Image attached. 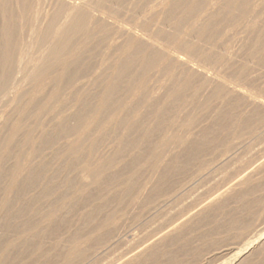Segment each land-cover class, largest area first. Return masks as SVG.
<instances>
[{"label":"rangeland","instance_id":"rangeland-1","mask_svg":"<svg viewBox=\"0 0 264 264\" xmlns=\"http://www.w3.org/2000/svg\"><path fill=\"white\" fill-rule=\"evenodd\" d=\"M0 1V43L5 30L14 32L11 44H0V264H226L242 252L246 258L233 264H264V107L223 86H242L264 103V0H219L207 13L211 0H166L163 10L160 0H109L102 4L108 18L94 12L97 20L66 37V67L56 60L21 81L14 101L6 67L28 38L40 64L71 1ZM187 28L192 38L184 40L200 39L194 47L178 44ZM127 29L155 33L182 56L193 51L195 68L226 83L163 58L151 69L155 53L141 43L128 47ZM6 53L15 58L6 61ZM254 239L257 246L246 247Z\"/></svg>","mask_w":264,"mask_h":264},{"label":"bare ground","instance_id":"bare-ground-1","mask_svg":"<svg viewBox=\"0 0 264 264\" xmlns=\"http://www.w3.org/2000/svg\"><path fill=\"white\" fill-rule=\"evenodd\" d=\"M7 1V0H6ZM11 1V0H10ZM18 1V0H17ZM26 1V0H25ZM24 1V2H25ZM31 1V0H30ZM52 1V0H51ZM61 1V0H60ZM66 1H68V0H66ZM69 1H71V2H68L67 3V7H65L64 8V12H63V14H65V16H63L62 14V19H63V21L65 22V24H64V22H63V26H62V24L60 23V26L58 25V23H57V28H56V30H55V32H54V34L52 35V33H49V35L51 34L52 36H51V38L48 36V33H47V37L46 38H48V39H51L50 41H51V44L50 45H52V44H54L53 46L55 47H53V46H51L50 48H53L51 51L49 50V52H45L44 53V50H45V48H44V50L43 51H39V50H37V51H39V54H38V56H39V61H41V62H39L40 64H38V63H36L35 61V57L34 58H32V55L34 54V53H30V45H31V38H28V40L26 39V45H25V48L22 50L23 52H20L21 53V56H19V58L17 57L18 56V54L16 55L14 52L16 51V52H18V49H19V47H18V45L17 44H14V42H16L15 40H14V42H13V44L14 45H17V47H18V49L17 50H13L12 51V53H14L15 54V56L18 58V64L16 63V60H14L15 61V66H12V64H11V67H8L7 65V67H6V72L7 73H3V74H6V76H7V78H8V83H7V86H6V95H8L9 97H10V99H11V101H14L17 97H16V95H17V93H16V91H18V89H17V87H19L20 86V82L21 81H23V80H27L30 76H34V74H36L35 72H39L40 71V73L39 74H41V71H43L44 72V68L46 67V66H50L51 64H53V63H57L56 62V60H59V62H61V66H63V68L64 67H66V65H67V59H66V56H65V54L67 55V53H65L64 52V49H65V45H66V43H67V41H66V37L67 36H69L71 33L70 32H72V31H74V34H75V29L76 30H85V28L87 27V24L89 23V22H91V20L93 21V19H95V20H97L95 17V14H94V12H99L100 13V15L102 14H104V17H106L107 15L106 14H108V12L107 11H105L106 9H104L103 7H102V4L104 3L105 4V2H108L109 0H78L79 2H75V0L73 1V0H69ZM93 1H95V3H92ZM168 1V0H167ZM192 1V0H191ZM218 1L219 0H211V2L208 4L209 6L208 7H205V10L204 11H206V9L208 8L209 10H210V8H212V10H213V7L214 6H217L218 4H216V3H218ZM231 1V0H230ZM233 1V0H232ZM255 1V0H254ZM15 2V1H14ZM19 2V1H18ZM170 2V1H169ZM179 2V1H178ZM206 2H208V0H206ZM219 2H221V1H219ZM222 2L224 3H227L228 1H226V0H222ZM221 2V3H222ZM2 3H5V2H2ZM15 3H17V2H15ZM14 3V4H15ZM22 3V2H21ZM25 3H27V1L25 2ZM48 3V2H47ZM52 3V2H51ZM65 3V2H64ZM114 3V2H113ZM167 2H166V0H160L159 2H158V4H157V2H156V4H157V6H158V8L160 9V8H162L163 6H164V4H166ZM221 3H220V6H222L221 5ZM222 3V4H223ZM224 3V4H225ZM0 4H1V1H0ZM58 4V3H57ZM116 4V3H115ZM198 4V3H197ZM202 4V3H201ZM206 4V3H205ZM216 4V5H215ZM230 4H231V2H230ZM17 5V4H16ZM22 5V4H21ZM25 6H27L26 4H24ZM32 5V4H31ZM111 5V4H110ZM190 5V4H189ZM196 5V4H195ZM233 5V4H232ZM231 5V6H232ZM235 5V4H234ZM263 5V4H262ZM13 6V5H12ZM18 6H20V5H18ZM24 6V7H25ZM33 6V5H32ZM43 6V5H42ZM59 6H61V5H59ZM123 6V5H122ZM153 6V5H152ZM167 6V5H166ZM188 6V5H187ZM197 6V5H196ZM206 6H207V4H206ZM219 6V5H218ZM228 6H230V5H228ZM9 7V6H8ZM21 7H23V6H21ZM23 7V8H24ZM28 7H30V6H28ZM155 7V6H154ZM172 7V6H171ZM201 7V6H200ZM204 7V6H203ZM224 7V6H223ZM238 7V6H237ZM26 8V7H25ZM24 8V9H25ZM57 8V7H56ZM121 8V7H120ZM214 8H216V7H214ZM220 8V7H219ZM232 8V7H231ZM234 8V7H233ZM3 9H4V7H3ZM9 9H11V7L9 8ZM30 9V8H29ZM159 9H157V11L159 10ZM164 8H162V9H160V10H163ZM204 9V8H203ZM202 9V10H203ZM207 9V10H208ZM227 9V8H226ZM8 10V9H7ZM12 10H13V8H12ZM16 10V9H15ZM19 10V9H18ZM26 10H27V8H26ZM66 10V11H65ZM182 10V9H181ZM186 10V9H185ZM194 10V9H193ZM198 10H200V11H202L201 10V8L199 9V6H198V9H197V11ZM211 10V11H212ZM216 10H218V7L216 8ZM264 10V9H263ZM6 11V10H5ZM22 11V10H21ZM24 12H28V11H25V10H23ZM38 11V10H37ZM169 11V10H168ZM213 11H215V10H213ZM237 11V10H236ZM8 12V11H7ZM16 12V11H15ZM32 12V11H31ZM52 12V11H51ZM66 12V13H65ZM110 12H111V10H110ZM116 12V11H115ZM183 12H184V10H183ZM187 12H189V11H187ZM196 12V11H195ZM195 12H194V14H195ZM226 13H227V11H225ZM127 13V12H126ZM161 13V12H160ZM191 13V12H190ZM193 13V12H192ZM202 13H203V11H202ZM202 13H200L201 15H202ZM206 13H207V11H206ZM205 12L203 13V14H206ZM209 13H211L210 11H209ZM208 13V14H209ZM223 13V12H222ZM5 14V13H4ZM21 14V13H20ZM25 14V13H24ZM31 13L29 12V15H30ZM41 14V13H40ZM97 14V13H96ZM110 14V13H109ZM152 14V13H151ZM173 14V13H172ZM207 14V15H208ZM212 14V13H211ZM210 14V15H211ZM232 14V13H231ZM1 15V14H0ZM9 16H10V14H8ZM28 15V16H29ZM110 15H112V14H110ZM109 15V16H110ZM160 15V14H159ZM168 15V14H167ZM196 15H197V13H196ZM199 15V14H198ZM207 15H204V16H206V17H208ZM209 15V16H210ZM234 15V14H233ZM25 16H26V14H25ZM24 16V17H25ZM32 16H35V14L34 15H32ZM39 16V15H38ZM97 16H98V14H97ZM115 16V15H114ZM155 16V15H154ZM158 16V15H157ZM156 16V17H157ZM221 16V15H220ZM231 16V15H230ZM22 19H23V17L22 16H20ZM44 18H45V16H43ZM48 17V16H47ZM59 17V16H58ZM166 17V16H165ZM199 17V19L202 21V20H204V17H203V19H201L202 18V16H201V18H200V15L198 16ZM235 17V16H234ZM6 18V17H5ZM9 18V17H8ZM18 18V17H17ZM27 18V17H26ZM52 18V17H51ZM61 18V17H60ZM98 18V17H97ZM106 18H108V17H106ZM105 18V19H106ZM193 18H194V15H193ZM210 18V17H209ZM208 18V19H209ZM260 18V17H259ZM9 19H12V18H9ZM14 19V18H13ZM20 19V18H19ZM28 19V21H31V20H29V18H27ZM48 19V18H47ZM47 19H43V22H44V20H47ZM56 19H57V17H56ZM99 19V18H98ZM111 19L113 20V16L111 17ZM158 19V18H157ZM162 19V18H161ZM198 18L195 20V21H198L199 20ZM207 19V20H208ZM250 19V18H249ZM264 19V18H263ZM7 20V19H6ZM24 20V23H26L27 25H30V23L28 24L27 23V20L26 19H23ZM25 20H26V22H25ZM36 20H38V19H36ZM41 20H42V17H41ZM59 20V19H58ZM101 20V19H100ZM160 20V19H159ZM168 20V19H167ZM179 20H180V18H179ZM199 20V21H200ZM8 22H9V24H8V22H6L9 26H10V21L9 20H7ZM12 21V20H11ZM20 21V20H19ZM47 21H49V20H47ZM45 22V23H47L46 25H48V23L49 22ZM50 21H51V19H50ZM103 21V20H102ZM163 21V20H162ZM181 21V20H180ZM214 21V20H213ZM227 21V20H226ZM261 21V20H260ZM21 22V21H20ZM39 22H40V20H39ZM43 22H41L42 24H43ZM97 22V21H96ZM211 22V21H210ZM216 22V21H215ZM262 22V21H261ZM19 23V22H18ZM34 23H35V21H34ZM52 23V22H51ZM115 23V22H114ZM126 23H127V21H126ZM141 23H144V22H141ZM177 24L178 23H180V22H176ZM202 23H203V21H202ZM202 23H200V24H202ZM231 23V22H230ZM257 23V22H256ZM3 24V23H2ZM6 24V25H7ZM13 24V23H12ZM95 24V23H94ZM112 24V23H111ZM118 24V23H117ZM134 24V23H133ZM199 24V23H198ZM6 25H5V27H6ZM32 25V24H31ZM35 25H36V23H35ZM45 25V26H46ZM52 25V24H51ZM54 25V24H53ZM89 26H90V23L88 24ZM113 25V24H112ZM155 25H156V23H155ZM179 25V24H178ZM195 25V24H194ZM205 25V24H204ZM225 25V24H224ZM14 26V25H13ZM22 26H23V22H22ZM26 26V25H25ZM34 26V25H33ZM40 26H41V24H40ZM56 26V24L54 25V27ZM134 26H136V24L134 25ZM144 26V25H143ZM157 26V25H156ZM12 27V26H11ZM10 27V28H11ZM31 27V26H30ZM42 27V26H41ZM48 27H49V25H48ZM53 27V26H52ZM53 27V28H54ZM93 27V26H92ZM96 27V26H95ZM98 27V26H97ZM99 27H102V25H100ZM112 27V26H111ZM115 27V26H114ZM142 27V26H141ZM141 27H139V32H141L140 31V28ZM176 27H178L177 25H176ZM230 27V26H229ZM2 28H3V26H2ZM1 28V29H2ZM6 28H8V27H6ZM10 28H8V29H10ZM43 28V27H42ZM134 28V27H133ZM143 28V27H142ZM153 28V27H152ZM161 28V27H160ZM163 28V27H162ZM175 28V27H174ZM179 28V27H178ZM183 28V27H182ZM182 28L180 29V30H182ZM201 28V27H200ZM209 28V27H208ZM13 29V28H12ZM21 29H23V28H21ZM123 29V28H122ZM130 29H132V28H130ZM135 29V28H134ZM146 29V28H145ZM204 29H206V28H204ZM203 29V30H204ZM3 30V29H2ZM38 30V29H37ZM100 30V29H99ZM133 30V29H132ZM132 30H126V37H127V42H128V40L130 41L129 42V46L128 47H130L131 45H133V44H137V43H141V44H143V45H145L146 46V48H148V49H150V51L152 52L153 51V53H155L152 57H153V60L149 63V66L151 67V69H155V67H156V65H157V67H158V65L159 64H157V63H159V61L163 58V60L165 59V60H167V61H169V62H171L172 64H175V65H177L178 67H181V68H183L186 72H188V74H192V75H197V76H199V77H201L203 80H205V81H213V83L215 82H217V83H221V84H224V83H226V82H223V78L222 77H220L221 75H219V74H213L214 73V71H213V73L212 74H208L207 72H205V68H204V66L202 67V68H204V69H199L200 67H194L195 65L192 63V61H190V60H192V58L189 60L188 59V57L189 56H192V57H195V55H193L194 54V52L193 51H191L190 53H192L193 52V54L191 55L190 53L189 54H187L186 53V51H187V48H186V45H184V47L182 46V47H180V48H186V51L184 52V54L186 53L187 54V56L186 55H184L183 54V50L181 51V53L184 55V56H182V55H180V54H177V51H176V53H174V52H172L173 50H169V48H170V46L167 48L166 47V45H169V44H164L163 42H161V40H159V38L157 37V36H153V35H145L144 34V31H143V34H140V33H138L137 31L135 32V31H132ZM150 30V29H149ZM177 30V29H176ZM186 30H189L188 28L187 29H185V32L184 33H182L181 35H183V36H179L178 38V40H176V42L178 41V44L181 42V41H188L187 39L186 40H184L188 35H189V31L187 32ZM193 30V29H192ZM200 30H202V29H200ZM13 31V30H12ZM18 31V30H17ZM47 31H48V29H47ZM52 31H54V30H52ZM51 31V32H52ZM151 31V30H150ZM167 31V30H166ZM204 31H206V30H204ZM226 31V30H225ZM41 32V31H40ZM77 32H79V31H77ZM87 32V31H86ZM89 32V31H88ZM153 32V31H152ZM156 32V31H155ZM190 32H191V30H190ZM193 32V31H192ZM197 32V31H196ZM5 35H4V32L2 33V36L4 35L5 37H3L4 39H6V41L4 40V43L2 42L3 41V39L1 38V43H3V44H11V42L13 41V40H11V33H14V32H11V29L10 30H5ZM31 33V32H30ZM33 33V32H32ZM41 33H43V32H41ZM105 33V32H104ZM157 33V32H156ZM161 33V32H160ZM170 33V32H169ZM16 34V33H15ZM20 34H22V33H20ZM46 33H44L43 35H45ZM77 34V33H76ZM148 34H150V33H148ZM152 34V33H151ZM158 34V33H157ZM172 34V33H171ZM191 34H194V33H191ZM198 34V33H197ZM199 34H201V33H199ZM28 35V34H27ZM39 35H40V33H39ZM38 35V36H39ZM159 35V34H158ZM160 35H162V34H160ZM176 35V34H175ZM174 35V36H175ZM178 35H179V33H178ZM177 35V36H178ZM19 36V35H18ZM22 36H23V34H22ZM35 36V35H34ZM37 36V35H36ZM36 36H35V38H36ZM42 36V34L40 35V37ZM70 36H72V35H70ZM75 36V35H74ZM74 36H73V38H74ZM84 36H85V34H84ZM176 36V37H177ZM20 37H21V35H20ZM24 37V36H23ZM31 37H33V36H31ZM89 37V36H88ZM169 37V36H168ZM194 38H195V35L193 36ZM199 37V36H198ZM207 37V36H206ZM22 38V37H21ZM42 38H43V36H42ZM45 38V37H44ZM68 38V37H67ZM163 38V37H162ZM169 38H174L175 39V37H169ZM188 38H190V35H189V37ZM192 38V37H191ZM190 38V39H191ZM193 38V41L194 40H196L197 39V37L194 39ZM13 39V38H12ZM16 39V38H15ZM69 39V38H68ZM173 39V40H174ZM199 39V38H198ZM198 39H197V41H198ZM17 40V39H16ZM21 41L23 40V39H20ZM35 40V39H34ZM40 40V39H39ZM70 40V39H69ZM77 40V39H76ZM116 40V39H115ZM163 40H165V39H163ZM170 40H172V39H170ZM125 41V40H124ZM166 41V40H165ZM192 40H191V42H193ZM199 41H200V39H199ZM36 42V41H35ZM43 42V44L45 45L46 44V42L44 43V41H42ZM73 42V41H72ZM166 42H168V40L166 41ZM172 42H174V41H172ZM175 42V43H176ZM191 42L189 43V41H188V43L191 45ZM0 43V44H1ZM17 43V42H16ZM19 43V42H18ZM23 43V42H22ZM70 43V42H69ZM68 43V44H69ZM122 43V42H121ZM169 43V42H168ZM174 43V44H175ZM195 43V42H194ZM2 44V45H3ZM33 44V43H32ZM38 44H39V42H38ZM43 44H41V45H43ZM182 44H184V42L182 43ZM181 44V45H182ZM188 44V45H189ZM197 44V43H196ZM1 45V46H2ZM40 45V47H42ZM121 45V44H120ZM122 45H123V43H122ZM125 45V44H124ZM125 45V46H126ZM170 45H172V44H170ZM176 45V44H175ZM187 45V46H188ZM192 45H193V43H192ZM191 45V47H194V46H192ZM195 45V44H194ZM20 46V45H19ZM35 46V45H34ZM37 46V45H36ZM180 46V45H179ZM178 45L176 46V47H179ZM69 47V46H68ZM128 47H126V49L128 50ZM172 47H174V46H172ZM3 48V47H2ZM36 48V47H35ZM38 48V47H37ZM64 48V49H63ZM71 48V47H70ZM120 48H121V46H120ZM133 48V47H132ZM141 48V47H140ZM139 48V49H140ZM20 49H21V47H20ZM19 49V50H20ZM32 49L34 50V47L32 46ZM32 49H31V51H32ZM41 49V48H40ZM43 49V48H42ZM49 48H47V50H48ZM67 49V48H66ZM72 49V48H71ZM83 49V48H82ZM170 49H172V48H170ZM6 50H8V49H6ZM46 50V51H47ZM73 50V49H72ZM142 50V49H141ZM3 51V50H2ZM21 51V50H20ZM36 51V50H35ZM179 51V52H180ZM188 51H189V47H188ZM249 51V50H248ZM1 52V51H0ZM5 52H7L8 53V51H5ZM34 52V51H33ZM121 52V51H120ZM138 52V51H137ZM144 52V51H143ZM6 53V54H7ZM20 53H19V55H20ZM37 53V52H36ZM70 53V52H69ZM136 54V53H135ZM1 55H3V53L1 54ZM126 55V54H125ZM156 55V56H155ZM189 55V56H188ZM205 55H207V54H205ZM231 55V54H230ZM36 56V55H35ZM38 56H36V58L38 57ZM69 56V55H68ZM71 56H72V53H71ZM119 56V55H118ZM201 57L203 56V55H200ZM2 57V56H1ZM0 57V58H1ZM127 57V56H126ZM5 58H6V61H12V58H15L14 56H13V54H7V55H5ZM2 59L4 60V55H3V57H2ZM35 60V61H34ZM147 60V59H146ZM263 60V59H262ZM6 61H5V63H6ZM13 61V62H14ZM37 61H38V59H37ZM74 61V60H73ZM203 61V60H202ZM109 62V61H108ZM111 62V61H110ZM121 62V61H120ZM163 62V61H162ZM168 62V63H169ZM11 63V62H10ZM161 63V62H160ZM200 63H202V62H200ZM199 63V64H200ZM4 64V63H3ZM71 64V63H70ZM127 64V63H126ZM195 64H197V62H195ZM9 66H10V64H8ZM55 65V64H54ZM59 65V64H58ZM114 65V64H113ZM129 65V64H128ZM201 65H203V64H201ZM213 65V64H212ZM60 66V67H61ZM118 66V65H117ZM166 66V65H165ZM0 67H2V66H0ZM139 67V66H138ZM176 67V66H175ZM215 67H216V65H215ZM62 68V67H61ZM177 68V67H176ZM4 69V68H3ZM50 69V68H49ZM68 69V68H67ZM122 69V68H121ZM162 69H164L163 67H162ZM167 69H168V67H167ZM179 69V68H178ZM48 70V69H47ZM54 70V69H53ZM65 70V69H64ZM93 70V69H92ZM116 70V69H115ZM125 70V69H124ZM143 70V69H142ZM202 70H204V71H202ZM211 70V69H210ZM209 70V71H210ZM61 71H63V70H61ZM150 71V70H149ZM177 71V70H176ZM175 71V72H176ZM180 71V70H179ZM47 72V71H46ZM46 72H45V74H46ZM55 73V72H54ZM146 73H147V71H146ZM173 73V72H172ZM216 73V72H215ZM226 73V72H225ZM2 74V73H1ZM38 74V75H39ZM45 74H43V75H45ZM143 74V73H142ZM149 74V73H148ZM37 75V76H38ZM42 75V74H41ZM119 75V74H118ZM180 75V74H179ZM47 75H45V77H46ZM77 76V75H76ZM138 76V75H137ZM176 76V75H175ZM184 76V75H183ZM3 77V76H2ZM1 77V78H2ZM35 77V76H34ZM52 77V76H51ZM112 77V76H111ZM117 77H119V76H117ZM143 77H145V76H143ZM142 77V78H143ZM0 78V79H1ZM6 78V77H5ZM4 77L2 78V80L3 79H5ZM41 78V77H40ZM39 78V79H40ZM44 78V77H43ZM49 78V77H48ZM107 78V77H106ZM122 78V77H121ZM148 78V77H147ZM220 78H222L221 80H220ZM31 79V78H30ZM35 79V78H34ZM39 79H38V82H39ZM151 79V78H150ZM155 79V78H154ZM2 80H0V81H2ZM6 80V79H5ZM5 80H3L4 82H6ZM37 80V79H36ZM42 80V79H41ZM40 80V82H42ZM49 80V79H48ZM95 80V79H94ZM106 80V79H105ZM121 80V79H120ZM144 80V79H143ZM162 80V79H161ZM180 80V79H179ZM31 82H33L32 80H30ZM222 81V82H221ZM225 81H227L228 82V80H226L225 79ZM230 81V84L232 85V83L234 84V81H232V80H229ZM232 81V82H231ZM3 82V83H4ZM46 82V81H45ZM110 82V81H109ZM138 82V81H137ZM171 82V81H170ZM24 83V85H23V87L24 86H26V81L25 82H23ZM22 83V84H23ZM80 83V82H79ZM141 83V82H140ZM169 83V82H168ZM237 83V82H236ZM236 83H235V85H236ZM6 84V83H5ZM31 84V83H30ZM29 83H28V85H30ZM134 84H135V82H134ZM145 84V83H144ZM148 84V83H147ZM150 84V83H149ZM158 84V83H157ZM156 84V85H157ZM212 84V83H211ZM220 84V85H221ZM19 85V86H18ZM41 85V84H40ZM112 85V84H111ZM178 85V84H177ZM187 85V84H186ZM229 85V84H228ZM228 85H223L224 86V88H225V90L227 91V92H229V93H234V94H238V95H240V96H242L243 98H245L248 102H250V104L251 105H258V106H261V107H264V103H263V101L261 102V101H259V100H256V99H253L254 97H249V96H247L246 94H245V91H244V93L243 92H241V90H243L242 88H241V90H239L240 89V87H242V86H240L239 87V84L237 83V85H238V87H239V89H237L236 87H234V85L233 86H228ZM244 85V84H243ZM109 86V85H108ZM140 86V85H139ZM145 86V85H144ZM158 86H160V85H158ZM223 86L221 87L222 89H223ZM114 87V86H113ZM143 87V86H142ZM141 87V88H142ZM161 87V86H160ZM38 88V87H37ZM40 88V87H39ZM41 88H43L42 86H41ZM56 88V87H55ZM159 88V87H158ZM244 88V87H243ZM138 89V88H137ZM144 89V88H143ZM142 89V90H143ZM162 89V88H161ZM198 89V88H197ZM245 89V88H244ZM252 89V88H251ZM21 90H22V88H21ZM20 90V91H21ZM154 90V89H153ZM158 90L159 89H157V92H158ZM208 90V89H207ZM2 91V90H1ZM0 91V92H1ZM23 91V90H22ZM22 91H21V93H22ZM105 91V90H104ZM192 91V90H191ZM222 91H224V90H222ZM24 92V91H23ZM138 92V91H137ZM143 92V91H142ZM172 92V91H171ZM248 92V91H247ZM1 93H3V92H1ZM126 93V92H125ZM153 93H155V90H154V92ZM169 93V92H168ZM198 93V92H197ZM218 93V92H217ZM221 93V92H220ZM249 93V92H248ZM5 94V93H4ZM16 94V95H15ZM138 94V93H137ZM145 94V93H144ZM192 94V93H191ZM227 94V93H226ZM251 94H253V93H251L250 92V95ZM1 95V94H0ZM19 95V94H18ZM128 95V94H127ZM155 95V94H154ZM183 95V94H182ZM203 95V94H202ZM223 95H225V94H223ZM84 96V95H83ZM145 96V95H144ZM194 96V95H193ZM253 96H255L254 94H253ZM4 97V96H3ZM6 97V96H5ZM16 97V98H15ZM130 97V96H129ZM190 97V96H189ZM221 97V96H220ZM23 98V97H22ZM33 98V97H32ZM191 98V97H190ZM218 98V97H217ZM1 99H2V97H1ZM136 99V98H135ZM141 99V98H140ZM144 99V98H143ZM5 100V99H4ZM18 100H19V98H18ZM103 100V99H102ZM142 100V99H141ZM26 101V100H25ZM127 101V100H126ZM101 102H103V101H101ZM5 103V102H4ZM98 103V102H97ZM141 103H143V102H141ZM31 104V103H30ZM101 104V103H100ZM105 104V103H104ZM111 104V103H110ZM109 104V105H110ZM190 104V103H189ZM8 105V104H7ZM7 105H6V107H7ZM99 105V104H98ZM115 105V104H114ZM101 106H102V104H101ZM104 106V105H103ZM166 106V105H165ZM14 107V106H13ZM96 106H94V108H95ZM100 107V106H99ZM117 107H119V106H117ZM125 107V106H124ZM127 108V107H126ZM4 109V108H3ZM100 109V108H99ZM123 109V108H122ZM132 109V108H131ZM138 109V108H137ZM116 110V109H115ZM1 111V110H0ZM8 111V110H7ZM57 111V110H56ZM97 111V110H96ZM164 111V110H163ZM46 112V111H45ZM115 112V111H114ZM123 113V112H122ZM22 115V114H21ZM2 116V115H1ZM4 116V115H3ZM94 117V116H93ZM2 118V117H1ZM193 118V117H192ZM15 119V118H14ZM17 119V118H16ZM19 119V118H18ZM17 119V120H18ZM126 119V118H125ZM155 119V118H154ZM153 119V120H154ZM203 119V118H202ZM10 120V119H9ZM39 120V119H38ZM100 120V119H99ZM239 120V119H238ZM19 121V120H18ZM23 121V120H22ZM255 121V120H254ZM15 122H16V120H15ZM100 122V121H99ZM14 123V122H13ZM29 123V122H28ZM88 123H89V121H88ZM174 123V122H173ZM90 124V123H89ZM88 124V125H89ZM106 125V124H105ZM189 125V124H188ZM178 126V125H177ZM181 126V125H180ZM184 126V125H183ZM87 128H89L88 126H86ZM96 127V126H95ZM100 127V126H99ZM17 128V127H16ZM178 128V127H177ZM33 129V128H32ZM176 129V128H175ZM182 130V129H181ZM126 131V130H125ZM95 132V131H94ZM166 132V131H165ZM145 134V133H144ZM181 134V133H180ZM10 135V134H9ZM193 135V134H192ZM84 136V135H83ZM176 136V135H175ZM214 136V135H213ZM26 137H28V135L26 136ZM36 137V136H35ZM87 137V136H86ZM7 138V137H6ZM177 138V137H176ZM168 139V138H167ZM85 140V139H84ZM7 141H9V140H7ZM32 141V140H31ZM121 141H123V140H121ZM167 141V140H166ZM10 142V141H9ZM13 142V141H12ZM164 142V141H163ZM7 144V143H6ZM45 144V143H44ZM96 144V143H95ZM11 145V144H10ZM228 145V144H227ZM68 146V145H67ZM91 146V145H90ZM165 146V145H164ZM9 147V146H8ZM162 147V146H161ZM172 147V146H171ZM186 147V146H185ZM175 148V147H174ZM145 149V148H144ZM153 149H155V148H153ZM176 149V148H175ZM32 150V149H31ZM73 150V149H72ZM122 150V149H121ZM171 150H173V149H171ZM56 151V150H55ZM75 151V150H74ZM170 153V152H169ZM239 153V152H238ZM28 154V153H27ZM26 154V155H27ZM94 154V153H93ZM14 155V154H13ZM36 155V154H35ZM72 156V155H71ZM156 156V155H155ZM162 157V156H161ZM118 158V157H117ZM138 159V158H137ZM131 161V160H130ZM162 161V160H161ZM244 161V160H243ZM191 162V161H190ZM222 162V161H221ZM28 163V162H27ZM163 163V162H162ZM21 164V163H20ZM20 164L18 165V166H20ZM258 164V163H257ZM24 165V164H23ZM22 165V166H23ZM26 165V164H25ZM262 165V164H261ZM27 166V165H26ZM26 166H24V167H26ZM241 166V165H240ZM254 166V165H253ZM257 166V165H256ZM259 166H260V164H259ZM250 167V166H249ZM258 167V166H257ZM256 167V168H257ZM21 168V167H20ZM19 168V169H20ZM251 168V167H250ZM21 170V169H20ZM86 170V169H85ZM88 170V169H87ZM17 171H19L18 169H17ZM245 171V170H244ZM258 171V170H257ZM139 172V171H138ZM16 173V172H15ZM258 173V172H257ZM159 175V174H158ZM187 175V174H186ZM250 175V174H249ZM248 175V176H249ZM16 176V175H15ZM18 176V175H17ZM87 176H89V175H87ZM132 176V175H131ZM189 177V176H188ZM245 177H247V176H245ZM245 177H243V178H245ZM250 177V176H249ZM241 179H239V184L241 183V181L243 180L242 179V177H240ZM237 179V180H238ZM14 180V179H13ZM17 181V180H16ZM95 181V180H94ZM31 182V181H30ZM243 182V181H242ZM50 183V182H49ZM14 184V183H13ZM227 184V183H226ZM243 184V183H242ZM261 184V183H260ZM263 184V183H262ZM121 186V185H120ZM131 186V185H130ZM260 186V185H259ZM264 186V185H263ZM122 187V186H121ZM57 189V188H56ZM116 189V188H115ZM228 190V189H227ZM244 190V189H243ZM113 191V190H112ZM119 191V190H118ZM117 191V192H118ZM225 191V190H224ZM114 192V191H113ZM224 193V192H223ZM232 193V192H231ZM4 194V193H3ZM139 194V193H138ZM228 194V193H227ZM123 195V194H122ZM140 196V195H139ZM221 196V195H220ZM219 196V193H218V196H216L215 197V200L217 199V198H219L220 197ZM8 197V196H7ZM223 197V196H222ZM210 199V198H209ZM214 199V198H213ZM212 199V200H213ZM214 201V200H213ZM158 205V204H157ZM53 207V206H52ZM85 207V206H84ZM153 212V211H152ZM191 212V211H190ZM7 213V212H6ZM53 216V215H52ZM32 217V216H31ZM188 219V218H187ZM110 220V219H109ZM189 221V220H188ZM1 222V221H0ZM40 223V222H39ZM264 223V222H263ZM25 224V223H24ZM112 225V224H111ZM46 226V225H45ZM178 226H180V225H178ZM209 226V225H208ZM10 227V226H9ZM176 227V226H175ZM181 227V226H180ZM184 227V226H183ZM258 228V227H257ZM176 229V228H175ZM171 230V229H170ZM172 230H174V226H173V228H172ZM258 230V229H257ZM168 232V231H167ZM259 233H260V231H259ZM192 234V233H191ZM130 235V234H129ZM132 235V234H131ZM71 236V235H70ZM119 236V235H118ZM207 237V236H206ZM264 237V236H263ZM78 238V237H77ZM76 238V239H77ZM77 241V240H76ZM79 242V241H78ZM87 242V241H86ZM259 242V239H254V241H253V243H248L247 245H246V247H248L249 245L251 246V245H255L256 244V246H257V243ZM246 243V242H245ZM78 244H80V243H78ZM263 244V243H262ZM259 245V244H258ZM67 246V245H66ZM76 246V245H75ZM250 246H249V248H250ZM10 248V247H9ZM74 248V247H73ZM78 248V247H77ZM254 248H255V246H254ZM71 249V248H70ZM245 250H246V248H245ZM245 250H244V252H245ZM254 250V249H253ZM242 251H243V249H242ZM72 252V251H71ZM82 252V251H81ZM86 252V251H85ZM144 252V251H143ZM256 252V251H255ZM74 253V252H73ZM84 253V252H83ZM138 253V252H137ZM142 252H140V254H141ZM81 254V253H80ZM139 254V253H138ZM139 254V255H140ZM244 253L242 252V253H237V255H235L232 259H231V261L229 260V262L228 263H226V264H233V263H235V262H237V261H239L240 259L242 260H244L245 258L243 257L242 258V255H243ZM248 254V253H247ZM74 255V254H73ZM81 255H83V254H81ZM245 255V254H244ZM65 256V255H64ZM132 256V255H131ZM133 256H134V254H133ZM82 257V256H81ZM263 257V256H262ZM128 258V257H127ZM132 259H133V257H131ZM130 258V259H131ZM81 259V258H80ZM131 259V260H132ZM76 260H77V258H76ZM128 260V259H127ZM240 260V261H241ZM72 261V260H71ZM129 261V260H128ZM74 262V261H73ZM127 262V261H126ZM135 262V261H134ZM12 263V262H11ZM67 263V262H66ZM125 263V260H124V262L122 263V264H124ZM153 263V262H152ZM238 263H240V262H238ZM242 263H244V262H242ZM73 264V263H72ZM127 264H128V262H127Z\"/></svg>","mask_w":264,"mask_h":264}]
</instances>
